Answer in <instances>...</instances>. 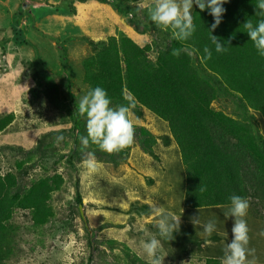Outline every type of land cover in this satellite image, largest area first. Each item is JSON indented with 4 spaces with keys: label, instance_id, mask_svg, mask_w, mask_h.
I'll list each match as a JSON object with an SVG mask.
<instances>
[{
    "label": "rangeland",
    "instance_id": "rangeland-1",
    "mask_svg": "<svg viewBox=\"0 0 264 264\" xmlns=\"http://www.w3.org/2000/svg\"><path fill=\"white\" fill-rule=\"evenodd\" d=\"M96 1L95 6L91 5ZM96 1L0 0V114H15L13 122L0 132V171H14L28 184L33 178L55 172L64 177L61 188L52 194L50 204L54 215L46 225L32 229L28 210L14 212V221L20 228L18 246L2 264H135L134 259H130L131 253L123 246L111 245L105 240L123 242L147 261L141 242L152 236L161 239L162 250L158 255L164 257L163 264H210L207 258L212 257L222 260L223 250L232 240L235 218L224 214L231 205L185 206L186 171L178 146H175L177 150L173 147L172 136L159 127L157 118L164 121L162 118L154 113L157 118L147 115L142 107L129 110L131 123L150 127L161 141L155 148L157 157L149 156L134 142L128 163L116 164L95 157L99 171L88 176L84 174L81 161L69 155L74 146L81 144L80 137H75L73 115L80 98L90 91L89 84L84 81L85 58L99 52L101 40L116 35L117 30L124 31L141 45L154 42L152 59L170 37V34L149 27L143 32L146 37L142 40L137 37L135 32L145 26L140 20L141 28H138L134 17L126 16L122 10L131 13L138 0ZM149 1L152 2L143 0L147 4ZM202 73L207 77V73ZM68 79L72 83L70 89L67 88ZM111 106L116 107L118 103L112 102ZM212 106L235 116V112L241 111L236 99L224 93H218ZM243 112L246 118L252 115V109L246 111L248 114ZM254 114L261 119L258 112ZM75 117L79 120L80 135L86 136V118L78 111ZM259 125L262 131V120ZM58 136L64 137L59 146L55 142ZM42 138V147L17 170L16 161L27 157L19 149L35 148ZM93 146L90 143L85 151L91 152ZM77 148L79 151V145ZM167 153L173 158L163 159ZM148 159L151 165H160L162 175L166 176L161 177L163 182L153 184V180L150 184L154 186L146 188L136 185L131 174ZM77 182L81 202L76 199ZM169 186L167 194L172 198L166 200L167 194L162 192ZM149 188L153 193L147 194ZM160 196L163 198L159 199ZM144 199L156 206L166 200L163 208L160 206L163 211L181 215L180 229L172 240L159 237L153 206L148 204L149 207ZM246 200L249 203L244 217L249 229L248 247L255 249L254 257L250 255L248 259L254 260V264H264V235H261L264 232V200L254 196ZM194 216H199L201 225L209 221L216 225V231L207 238L211 241L208 246L201 247L202 228L192 223Z\"/></svg>",
    "mask_w": 264,
    "mask_h": 264
},
{
    "label": "trees",
    "instance_id": "trees-1",
    "mask_svg": "<svg viewBox=\"0 0 264 264\" xmlns=\"http://www.w3.org/2000/svg\"><path fill=\"white\" fill-rule=\"evenodd\" d=\"M138 2L131 13L122 10L123 14L134 17L138 28L142 21L145 27L139 29L141 33L146 27L161 30L151 21L147 9L136 7ZM256 2L227 0L223 5L226 11L222 22L212 34L224 43L226 52L217 53L209 38L213 16L207 9L201 11L195 5L192 9L195 33L182 42L174 39L170 31H163L170 37L166 46L158 49L155 59L150 58L154 42L141 45L124 31L117 30L116 35L101 40L99 52L83 61L84 81L90 90L97 86L104 88L111 102L118 105H128L124 99V93L128 92L134 100L130 107H145L169 123L186 171V207L231 205L232 195L264 200V128L261 131L258 126L259 120L264 123V57L258 55L243 27L248 19L253 23L260 19L255 15ZM205 47L211 49L210 59ZM71 85L68 79L67 88ZM218 93L235 98L241 111L235 112V116L213 107ZM251 109L252 115L244 117L243 110ZM76 114L77 110L73 122L78 139L81 135ZM14 119V112L0 114V132ZM131 124L133 139L129 146L109 155L94 145L91 152L95 157L116 164L126 162L134 142L144 152L154 154L157 139L152 131L144 125ZM42 141L43 138L35 148L19 149L27 157L16 161L17 170L42 147ZM77 146L69 155L82 161L86 149L77 151ZM21 178L14 171H0V264L9 260L18 246L20 228L14 221V212L28 210L32 229L46 225L54 215L50 204L52 194L64 183L63 175L58 172L33 178L30 184ZM75 188L76 199L81 202L78 182ZM105 241L123 246L135 264H146L127 244L116 239ZM207 259L210 264L221 261L217 257Z\"/></svg>",
    "mask_w": 264,
    "mask_h": 264
},
{
    "label": "clouds",
    "instance_id": "clouds-1",
    "mask_svg": "<svg viewBox=\"0 0 264 264\" xmlns=\"http://www.w3.org/2000/svg\"><path fill=\"white\" fill-rule=\"evenodd\" d=\"M227 0H152L151 4L144 3L143 0L137 3L136 7L147 9L151 21L162 31H170L172 37L178 41H187L196 31L193 21L192 9L196 5L201 11L207 9L213 16L214 23L210 28V40L215 46L217 53L227 51L224 43L213 35V31L221 24L222 16L226 9L223 5ZM255 15L260 19L253 23L247 20L243 27L246 30L259 56L264 57V0H257L255 3ZM207 57L211 58V49L205 47ZM124 99L128 105L111 106V99L107 91L97 86L85 94L77 103L76 110L81 117L86 118L87 135L80 137L82 151L91 144L96 145L98 149L109 155L118 153L129 146L133 139V127L129 120L130 106L134 104L132 96L124 93ZM64 140L63 136L56 138V144ZM85 170V175H92L99 171V165L95 154L85 152L81 161ZM203 191V189H199ZM231 202L230 209L225 212V217H234L232 227V240L224 248V256L221 264H254L248 257H254L255 249H250L249 229L244 217L249 208L248 201L239 196L229 197ZM152 214L156 218V228L159 237L170 241L174 238V233L180 229L181 215L174 212H164L160 206H153ZM192 223L202 228L203 244L201 247L208 246L211 241L207 239L216 231V225L209 221L201 225L198 217H192ZM264 235V232L261 233ZM141 248L144 256L147 257L146 264H163L164 257L158 255L162 250L161 239L152 236L147 241L141 242ZM141 258H144L143 256Z\"/></svg>",
    "mask_w": 264,
    "mask_h": 264
},
{
    "label": "crops",
    "instance_id": "crops-1",
    "mask_svg": "<svg viewBox=\"0 0 264 264\" xmlns=\"http://www.w3.org/2000/svg\"><path fill=\"white\" fill-rule=\"evenodd\" d=\"M96 1V0H95ZM150 2V1H149ZM94 3H97V1L96 2H91V5H93V6H95V4ZM151 3V2H150ZM93 16H95L96 17V14H92V17ZM102 18V17H101ZM93 19H97V18H93ZM73 23H75V22H73ZM135 34L137 35V37L140 39V40H142L143 38H144V33H141V32H138V31H136L135 32ZM143 36V37H142ZM146 37V36H145ZM139 40V41H140ZM137 41V40H136ZM139 44H140V42H138ZM143 45V44H142ZM144 108V109H143ZM141 109H143V112H145L147 115H154L153 114V112H151L149 109H147V108H145V107H142ZM155 116V115H154ZM155 118H157L156 116H155ZM165 121V120H164ZM164 121H161V120H159L158 118H157V122H158V124H159V127H161L162 129H166L165 131H166V133L168 132L169 133V136L171 137L172 136V133H171V131H170V127H168V128H166V126H168L167 124H165V122ZM141 125V124H140ZM147 127V126H146ZM149 129L150 130H152L150 127H149ZM168 130V131H167ZM153 131V130H152ZM154 132V131H153ZM155 133V132H154ZM156 134V133H155ZM156 138H157V145H156V147L158 146V143H161V141L158 139V137L156 136ZM173 139V142H174V145H173V147L175 148V146H178L177 145V143H176V141L174 140V138H173V136H172V138H171V140ZM155 147V148H156ZM177 148H179V147H177ZM177 148H175L176 150H177ZM174 149V150H175ZM167 151H169V153H170V151L171 150H167ZM180 151V150H179ZM172 152V151H171ZM177 153V152H176ZM176 153H174L175 155H176ZM181 153V152H180ZM146 154H148L149 156H152V157H157L158 156V154H157V152H156V150H155V153L154 154H149V153H146ZM179 154V153H178ZM177 154V156L179 157V159H180V156ZM170 157V158H173V155H168V153H167V155H165L164 157H162L163 159L165 158V157ZM178 157L176 158L175 157V159H178ZM162 158L160 159V161H159V163H161V161H162ZM182 158V157H181ZM129 160H130V158H129ZM149 160V159H148ZM127 163H128V161H126ZM183 163V162H182ZM153 164H154V162H153ZM122 165V164H121ZM143 166L142 167H138V168H136L135 170H133V173L131 174L132 175V181L133 182H136V185L137 184H140V186H147L146 188H148V187H152V186H154L153 184L154 183H156V182H163V180H162V178L161 177H165L166 176V174H164V175H162L163 174V172H162V169H161V166L159 165V166H156V164H154V165H151V163H150V160L147 162V163H143L142 164ZM129 165H127V167H128ZM122 170V169H121ZM159 175V177L160 178H158L157 176ZM121 177V176H120ZM153 180H154V182H153ZM150 182L152 183L153 182V184H150ZM170 190V186H169V188L168 189H166V192H162V194L163 193H165V194H167V192ZM149 192H151V193H153L152 192V188H149V190H148V193L147 194H149ZM150 193V194H151ZM171 196L170 195H168L167 194V199L166 200H168V199H171L170 198ZM144 198H145V196H144ZM161 198H163V197H159V199H161ZM134 199H136V198H134ZM138 199V198H137ZM145 200V202H147L146 204L148 205H151V207L152 206H156V204L155 203H152V202H148V201H146V199H144ZM166 200H163V201H160V203H159V206H161L162 208H163V204L166 202ZM169 203H170V207H172V200L171 201H169ZM148 205V206H149ZM150 207V206H149ZM153 208V207H152Z\"/></svg>",
    "mask_w": 264,
    "mask_h": 264
}]
</instances>
